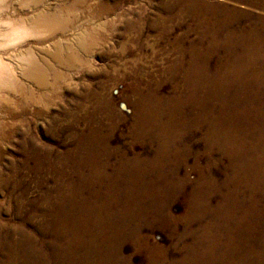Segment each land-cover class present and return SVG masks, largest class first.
<instances>
[{
  "label": "bare ground",
  "instance_id": "bare-ground-1",
  "mask_svg": "<svg viewBox=\"0 0 264 264\" xmlns=\"http://www.w3.org/2000/svg\"><path fill=\"white\" fill-rule=\"evenodd\" d=\"M2 1L8 0H0V2ZM61 1L65 3L51 8L47 0H19L20 5H18L21 11L23 9L30 11L31 9L32 12L19 15L18 8L12 5L10 6V14L7 15L4 12L7 18L0 19V92L12 94L16 98L20 97L18 99L23 100L25 105L38 103L49 92H58L66 88L65 85L75 70H85L92 66L93 56L90 51L102 48L101 42L95 39V36L105 29L106 24L93 22L90 26L92 30L84 27L89 17L85 14L80 16L76 6L84 3L86 6L88 5L87 7H92L89 2H95L99 6V11L96 14L104 15L107 12L111 14L112 7L109 8L108 3H105L107 0ZM234 1H245L246 3L247 0ZM250 2L264 6V0H250ZM119 3V1H115L114 7L118 6ZM158 10L156 27L159 35H156L157 45L154 52L162 53L166 64H162L159 68L158 65L152 64L151 69H144V62L141 57H135L128 53L129 49L134 48L133 43L130 42L132 21L126 18L125 22L123 21L126 29L123 34L124 41L119 44L118 48L108 49V54L115 53L116 56L115 62L110 65V73L99 81L98 90L84 87L83 100L80 103L77 102L78 104L75 106L77 111L66 114L70 127L82 134L77 141L78 147L82 148L78 165L85 163L91 167L89 179H84L83 183L77 184L78 186L74 184L66 186L65 184L66 187H59L58 191L61 194H69L57 198L54 202L51 200L50 193L46 191L41 199L47 201L45 204L43 201H39L38 204L33 202L30 206H27L26 202H22L23 199H20L21 193L19 194L17 189L19 185L15 180H1V187H9V191H7L8 204L3 205L2 203V206L0 205V264H49L51 260L55 259H58V264H82L84 260L94 256H98L97 258L103 262L105 259L107 264H122L119 252L114 251L113 248L116 235H106L107 247L103 249L102 253V250L98 249L95 244L100 242L99 238L103 237L102 231L107 232V228L104 227L97 234L89 225L90 218L82 214L84 211L89 216L96 203L100 216L101 214L106 215V210L111 215L114 210L109 206V198L118 197L115 188L116 182L112 176L104 172L105 166H100L96 161V156L89 150H85L84 142L86 139L83 137L85 132L89 133L87 134L88 139L97 136L98 131L105 128L110 122L107 118L111 115L108 114L103 118L102 114L104 109H111L116 106L110 93L113 82L123 83L124 96L139 112V122L145 130L149 126H153L166 133L160 118L163 100L155 90L159 84L169 79L179 78L187 92L185 96L182 95L179 81L176 87L174 85L170 87L173 95L166 100L169 121L172 119V111H170L172 107H181L185 103L190 105L196 103L204 109L205 114H211L212 108L209 106L213 102H219L221 116L210 125L208 143H216L224 151L228 163L232 165L233 175L228 179V183L230 182L235 190L243 186L255 191L264 190V17H259L255 23L246 24L244 28L236 32L229 28L232 24L231 12L234 8L226 4L208 3L205 0H163L158 5ZM89 11L95 13L93 10ZM116 16L119 19V13ZM221 27L226 31L222 36H220ZM192 29L202 33L197 45L193 48L194 56H192L194 45L192 46V38L190 37ZM58 33L72 35V39L65 44L56 39ZM207 36L211 41L205 39ZM29 38H33L38 44L36 47L38 50L36 49L35 52L32 48L33 45L18 50L21 42L28 41ZM206 41L208 42L205 48L206 52L199 51L201 45ZM52 48L53 51L50 52ZM5 53L7 56L4 55ZM186 53H189V56H186ZM213 53L218 54L216 68L214 69L215 72L208 74L207 59ZM14 58H17L19 62L16 64L15 70L18 68V74L19 70L24 71L21 76L32 82L40 91L39 94L34 91L35 88L27 89V87L25 94H19L25 88L11 80L12 78L16 80L17 77L13 73L14 67L10 65V60ZM18 58L25 59L26 62H22ZM147 61L146 64L150 63L149 60ZM52 62L62 67L64 71H57ZM181 66H184L183 71L180 70ZM97 73L99 71H96ZM147 73L153 74L150 76L151 78ZM7 101L0 99V104L10 112H14L15 106ZM237 105L243 106V109L240 110L236 107ZM225 113L227 116L222 115ZM239 116L242 118L240 121L238 120ZM17 121L11 120L10 122L0 117V131L6 128L16 131ZM164 139H159L160 145H162L160 153L155 161L148 163V165L161 164L163 157L168 155L166 152L167 141ZM251 139H253L252 143L249 142ZM69 154L74 155V152ZM136 164L137 160H129L123 164L125 167L122 170H126V173L129 172L131 175L128 178L130 183L125 186V195L134 208L132 211L135 214L134 218L140 220L142 217L144 223H149L155 218L156 212L148 209L143 215L140 209L144 194L141 192L143 188L138 185V180L141 178L137 177L139 174H137L136 169H133ZM103 182H107L105 199L103 203L98 204L97 192L90 191L89 187L94 183ZM209 182L211 181H205L198 187V190L191 192L193 198L190 199L189 210L190 212L193 211L196 218H202L206 213H209L207 211H210L206 197L199 195L208 191ZM179 186H184L183 181ZM87 188L89 196L84 194ZM135 189L140 190V197L131 200V193ZM36 207L41 209V214L34 212ZM68 209L72 211L65 218ZM75 209L78 211L77 215H73L76 214L73 212ZM25 211L26 213H24ZM4 214L8 216L5 217ZM50 215L53 216V219L51 222H47L46 220L49 221L48 216ZM242 215L244 216V214ZM34 219L38 220L37 225L34 223L35 227H22L26 223H32ZM166 219L169 218L166 216ZM260 221L263 222L259 220V224ZM138 227L140 225L137 224ZM112 228L114 232L118 229V224L112 223ZM248 229L253 230L254 227H248ZM68 233L72 234L71 238H67ZM50 234L55 242L53 244L56 246L51 251L49 249L52 243L45 241V236ZM38 238L42 240L43 246L46 245V250L35 247ZM260 240L262 250L257 252L254 249L256 244L253 236H248L247 233L244 237L241 236L242 246L236 244L237 249H244L243 245L250 247L245 253V259L241 260L242 263L239 264H264V236ZM86 242L90 245L86 246ZM218 246L215 243L214 247L217 248ZM212 250L210 246L206 250H201V245L198 249L190 247L188 255L179 263L171 262L168 264H197L192 260L194 255L208 256L209 259L206 264H238V262L232 261L235 258L227 254L224 249H221L216 255ZM73 256L76 257L77 262L72 260ZM149 258L151 263H158L153 255H150Z\"/></svg>",
  "mask_w": 264,
  "mask_h": 264
},
{
  "label": "rangeland",
  "instance_id": "rangeland-1",
  "mask_svg": "<svg viewBox=\"0 0 264 264\" xmlns=\"http://www.w3.org/2000/svg\"><path fill=\"white\" fill-rule=\"evenodd\" d=\"M115 1L120 2L116 7L113 5ZM205 1L226 4L234 8L231 12L232 24L229 28L236 32L244 28L246 24L255 23L259 17H264V6L252 4L250 0H247L246 3L245 1L234 0ZM18 2L19 0L0 2V19L7 18L12 5L18 8L19 15L32 12L31 9L30 11H27L29 9L21 11ZM63 2L61 0H47L51 8L61 5ZM162 2L163 0H107L105 3H108L109 8L112 7V11L111 14L107 12L104 15L96 14L99 11V6L95 2H89L92 7H87L88 5L86 6L84 3L77 5L76 10L80 13V16L85 14L89 17L84 27L92 30L90 26L93 22L106 24L104 30L95 33V39L101 42L102 48L90 51L93 56L92 66L85 70H75L70 76L71 79L66 83V88L58 92H49L38 103L25 105L23 100H19L20 97L18 99L12 94L8 93V95L6 92H0V99L8 100L7 102L13 104L16 108L14 112H10L0 104V117L10 122L11 120H18L16 131L10 128L0 131V183L2 179L15 180L19 185L17 189L18 193H21L20 199H23L22 202H26L27 206H30L33 202L38 204L39 201H43V204H45L47 201L41 199L46 191L50 193L51 200L54 202L57 198L69 194H61L58 191L59 187H66L68 184L78 186L77 184L83 183L84 179H89L91 167L85 163L78 165L82 148L78 147L77 141L82 134L70 127L66 114L77 111L75 106L83 100L84 87L98 90L99 81L110 73V65L115 62L116 56L115 53L108 54V49L118 48L119 44L124 41L123 34L126 30L124 22L126 18L132 21L130 42L133 43L134 48L129 49L128 53L135 57L140 56L144 62V69H151L152 64L158 65V68L162 64H166L163 54L154 52L157 45L156 35H159L156 27L157 13H159L158 5ZM89 10H93L95 13H91ZM117 13L120 15L119 19L116 16ZM116 18L117 20H115ZM225 32L224 28L221 27L220 36ZM200 36H202V33L192 29L190 36L192 46L194 45L192 56H194L193 48L197 45ZM56 39L66 44L72 39V35L58 33ZM205 39L211 41L209 36ZM22 42L18 50L30 45H33L32 48L35 52L36 49L38 50L36 48L38 44L35 43L33 38ZM207 43V41L204 42L199 51L206 52ZM52 51L53 48L50 52ZM4 55L7 56L6 53ZM186 56H189V53H186ZM46 58L48 57L46 56ZM199 58L202 59V57ZM217 58V53L209 55L207 59L208 74L215 72ZM18 59L26 62L25 59ZM147 60L150 63L146 64ZM17 63H19L17 58L10 60V65L14 67V70ZM52 64L57 71H64L62 67L55 65L54 62ZM183 69L184 66H181L180 70L183 71ZM96 71H99V73L96 74ZM23 72L19 70L18 74L17 68L13 71L14 75L17 76L16 80L11 79L15 84L22 85L21 87L25 88L19 94H25L29 88H35L34 91L39 94L40 91L37 87L21 76ZM147 75L150 77L153 74L147 73ZM177 82L182 89V95L185 96L187 92L179 78L169 79L159 84L155 90L163 100L160 118L166 133L153 126H149L145 130L139 122V112L124 96L123 83L113 82L110 93L116 106L111 109H104V115L102 114L103 118L110 114L112 118H107L110 122L105 128L98 131L97 136L91 137L92 140H90L91 138L88 139L87 134L89 133L87 132L83 134V137L86 139L84 142L85 150H89L96 156V161L100 166H105L104 172L112 176L116 182L115 188L118 197L109 198V206L114 210L111 215L106 210V215L101 214L100 216L96 203V206L92 207L89 216L84 211L82 214L90 218L89 225L97 234L104 227L107 228V232L102 231L103 237L99 238L100 242L95 244L98 249L102 250V253L103 249L107 247L106 235H116L113 248L114 251L119 252L122 264H154V262L149 261L150 255L154 256L158 262L157 264H163V262L164 264L179 263L188 255L190 247L198 249L200 245L201 250H206L210 246L215 255L221 249H224L227 254L235 258L232 261L238 262V264L242 263L241 260L245 259V253L250 246L243 245L244 249H237L236 244H241V236L244 237L246 233L248 236H253L256 244L254 249L257 252L262 250L260 238L264 236V190H250L245 186L235 190V187H232L230 182L228 183V179L233 175V167L228 163L224 151L216 143H208L210 125L216 118L221 116L219 102H213L209 106V108H212L211 114H205L204 109L196 103H192V105L185 103L181 107H172L170 110L172 111V119L169 121L166 100L173 95L170 87L172 85L176 87ZM236 107L240 110L243 109V106L240 105ZM222 115L227 116V113ZM241 119V116H239L238 120ZM159 139L167 141L168 148L166 152L168 155L163 157L161 164L148 165V163L155 161L160 153L162 145H160ZM249 142L252 143L253 139ZM70 152H74V155L69 154ZM129 160H137L136 167L133 169L137 170L136 172L139 174L137 177L141 178L138 180V185L143 188L141 192L144 196L140 205L143 215L148 209L156 212L155 218L149 223H144L142 217L140 220L134 218L132 203L126 199L125 186L130 183L128 178L131 175L122 169L125 167L123 164ZM152 169L155 170L151 171ZM14 174L15 176H13ZM81 177L84 178L81 179ZM208 180L211 181L209 182L208 191L199 195L206 197V202L210 205V211H207L209 213H206L202 218H196L193 211L190 212L189 210L190 199L193 198L191 192L198 190V187ZM181 181H183V187L179 186ZM209 183H207L208 186ZM89 189L97 192L98 204L104 202L107 182L94 183ZM7 191H9V187H1L0 184V205L2 203L3 205L8 204ZM139 191V189H135L131 193V200L140 197ZM84 194L89 196L88 188L85 189ZM67 211L68 214L65 218L70 215L69 212L72 210L68 209ZM34 212L37 214L42 213L38 207L35 208ZM73 212H76L73 215L78 213L76 209ZM4 216L7 217L8 215L4 214ZM166 216L169 218L168 220ZM48 219L49 221H46L51 222L53 216H48ZM258 219L263 222L260 221L259 224ZM37 221L34 219L32 223H26L27 225L24 224L22 227H35ZM112 223L118 224L117 231L113 232ZM137 224L140 227L137 228ZM248 227H254V229L251 230ZM71 235V233H68L67 238H71ZM45 241L52 243L49 251L56 247L53 244L51 234L45 236ZM215 243L219 245L217 248L214 247ZM88 245L90 244L86 242V246ZM35 247L46 250V245H42L40 238L37 239ZM108 249L110 250V248ZM107 253L109 252L107 251ZM194 256H192V260L197 264H206L209 259L208 256ZM97 257L88 258L82 264H107L105 259L103 262ZM72 260L77 262L75 256ZM49 264H58V259L51 260Z\"/></svg>",
  "mask_w": 264,
  "mask_h": 264
}]
</instances>
